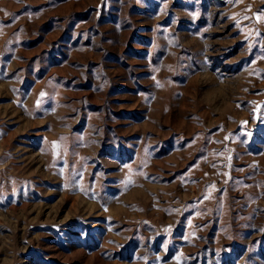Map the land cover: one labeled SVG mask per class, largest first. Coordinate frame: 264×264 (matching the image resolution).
I'll return each instance as SVG.
<instances>
[{
	"label": "rangeland",
	"instance_id": "rangeland-1",
	"mask_svg": "<svg viewBox=\"0 0 264 264\" xmlns=\"http://www.w3.org/2000/svg\"><path fill=\"white\" fill-rule=\"evenodd\" d=\"M0 264H264V0H0Z\"/></svg>",
	"mask_w": 264,
	"mask_h": 264
}]
</instances>
